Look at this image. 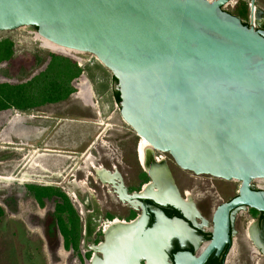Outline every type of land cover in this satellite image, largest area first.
Segmentation results:
<instances>
[{"label": "water", "instance_id": "water-1", "mask_svg": "<svg viewBox=\"0 0 264 264\" xmlns=\"http://www.w3.org/2000/svg\"><path fill=\"white\" fill-rule=\"evenodd\" d=\"M230 1L0 0V33L34 28L111 72L122 120L153 152L197 177L241 184L215 213L207 250L179 252L175 264L219 255L230 243L231 211L264 215V192L252 190L264 180V31L225 12ZM255 7L251 0V17ZM171 226L157 213L153 227L112 244L102 264H168Z\"/></svg>", "mask_w": 264, "mask_h": 264}, {"label": "rangeland", "instance_id": "rangeland-1", "mask_svg": "<svg viewBox=\"0 0 264 264\" xmlns=\"http://www.w3.org/2000/svg\"><path fill=\"white\" fill-rule=\"evenodd\" d=\"M250 4L251 0H237L229 13L250 24ZM255 6L260 13L256 26L263 27L264 0H255ZM5 40L14 43L15 54L11 60L0 63V84L18 85L29 81L46 69L47 63L42 62L51 54L87 64L98 63L90 55L68 52L51 45L42 40L34 28L1 32L0 42ZM74 86L75 93L61 103L43 105L27 113L16 109L0 112V264H87L82 258L84 254L74 255L64 248L56 212L63 200L57 196H43L40 202L30 187L61 192L67 196L71 206L75 205L72 195L76 194L81 206L76 205L75 208L84 228L88 222L87 213L94 208L108 214L124 212L118 206L116 196L108 194L106 189H99L95 182L89 180L91 189L96 192L94 199L87 189L81 190L77 186L86 182L93 167L111 169L125 156L126 165H130V157L143 171L137 156L143 141L122 120L113 92L100 100L85 74ZM86 87L91 97L85 91ZM155 155L166 158L165 154ZM172 170L177 175L192 178L196 185H214L222 192L228 193L227 189L234 191L240 187V183L235 181L197 177L180 170L173 161ZM76 179L77 184L73 182ZM86 199L89 200V208L83 205ZM83 233L84 229L82 239ZM93 235L94 232L91 239ZM239 238L241 243L236 239L235 247L238 248L239 243L244 250L250 251L245 235ZM91 243L90 239H83L82 245H85L82 247L80 244V250L85 252ZM228 261L229 264L237 263L235 258ZM257 261L259 259L254 262Z\"/></svg>", "mask_w": 264, "mask_h": 264}, {"label": "flooded vegetation", "instance_id": "flooded-vegetation-1", "mask_svg": "<svg viewBox=\"0 0 264 264\" xmlns=\"http://www.w3.org/2000/svg\"><path fill=\"white\" fill-rule=\"evenodd\" d=\"M258 30L264 31V26L259 27ZM155 154L157 152H153L149 165L151 174L139 169L130 157H128L130 165H126L127 158L122 156L121 160L112 165L111 169L98 167V169L101 167L106 174L114 176L115 185L104 183L103 181L106 179L98 176L97 167L86 178V191L88 194L90 192L91 198L94 199L96 192L91 189L89 180L95 182L99 189H106L108 194L116 196L118 206L124 210L123 213L115 211L110 212L111 214L102 213L101 210L95 208L88 211V222H85L83 228V239H90L92 246H87L85 252L80 250L85 245H82V239L80 243L82 247H79V253L84 254L81 257L87 264H102L106 251L118 239L129 236L142 226L153 227L157 221V213L171 222V227L174 230L170 235V242L166 250L168 264H175L174 256L179 252H188L199 257L211 244L214 235L215 213L219 207L238 197L240 187L234 191L227 189L228 193H226L214 185H196L192 178L173 172L172 160L169 156L166 155L163 162H155ZM125 169L128 171L126 172ZM141 172H144L149 179L147 183H145L147 178L141 177ZM73 182L77 184V179ZM258 182L264 184V180H256L252 183V190L264 192V185L255 186V183ZM151 184H154L155 188H151L149 193L142 197L143 189ZM117 187L121 188L120 194ZM165 189L170 190V194L167 196L169 200L163 202L158 199V196ZM167 191L164 192L165 195ZM74 201L75 205H72V208L77 213L75 206H81V201L76 194H74ZM83 205L89 208V200L86 199ZM229 221L230 243L223 248L219 255H217V251L213 252L204 264H229L228 259L230 258L237 259V263L234 264H264V215L250 207H240L230 212ZM113 223H118L120 226L111 230L107 236L104 226ZM251 226L253 235L261 238V241L258 239L255 242L248 238ZM126 227L128 228L124 229ZM93 232L94 235L91 239ZM242 235H245L250 245L247 248H251L250 251L244 250L239 243L238 248L235 247L236 239L241 243V238L238 239V236ZM71 252L78 255L73 250ZM255 259H259V261L254 262Z\"/></svg>", "mask_w": 264, "mask_h": 264}, {"label": "trees", "instance_id": "trees-1", "mask_svg": "<svg viewBox=\"0 0 264 264\" xmlns=\"http://www.w3.org/2000/svg\"><path fill=\"white\" fill-rule=\"evenodd\" d=\"M244 24L248 25V23ZM14 54V43L11 40L0 42V63L11 60ZM44 62L47 63L46 69L27 82L18 85L0 84V112L16 109L27 113L43 105L61 103L75 93L74 84L84 73V70L79 68L78 61L66 56L51 54L42 63ZM114 81L117 84L115 78ZM114 99L116 104H121L119 92L114 93ZM141 177L147 178L144 172H141ZM148 181L147 178L146 182ZM30 189L35 192L40 202L43 196H57L63 200V204L58 205L56 212L60 233L64 239V248L68 251L73 250L79 256L83 225L67 196L50 188L33 186ZM1 216L2 213H0V218Z\"/></svg>", "mask_w": 264, "mask_h": 264}, {"label": "bare ground", "instance_id": "bare-ground-1", "mask_svg": "<svg viewBox=\"0 0 264 264\" xmlns=\"http://www.w3.org/2000/svg\"><path fill=\"white\" fill-rule=\"evenodd\" d=\"M254 15H252V17H251V21L253 22V23H256V18L258 17V14H260V13H258V9L255 7V9H254V13H253ZM42 39V38H41ZM43 40V39H42ZM45 41V40H44ZM52 45V44H51ZM54 46V45H53ZM57 48H59V47H57ZM60 49H62V48H60ZM63 50H65V49H63ZM65 51H68V50H65ZM68 52H71V51H68ZM143 141V140H142ZM138 160H140V163H141V166H142V168L147 172V173H149V174H151V169H150V161H151V158H152V149H151V147H150V145L147 143V142H145V141H143V146L139 149V151H138ZM139 162V161H138ZM156 162V161H155ZM98 169V168H97ZM93 170H96L94 167H93ZM97 172H98V176L100 177V178H102V175L104 174V176H109L108 174H106L104 171H102V169H98V170H96ZM101 174V175H100ZM154 176V175H153ZM93 177V176H92ZM107 177H104V179H106V180H110L109 179V177L107 178ZM95 180H97V179H95ZM104 183H107V182H105V180L103 181ZM105 185H107V184H105ZM81 190H86V184L85 183H81V184H79V185H77ZM151 188H155L154 187V184H151V185H149V186H146L144 189H143V192H142V194H141V196L143 197L144 195H146V194H148L149 193V191L151 190ZM159 189V188H158ZM155 190V189H154ZM161 190V189H160ZM165 191H167L166 189L165 190H163V191H161L159 194V196H158V199L159 200H161V201H163V202H165L166 200H169V198L167 197L169 194H170V190H168L167 191V193H166V195H165ZM88 192V191H87ZM164 195H165V197H164ZM72 197L74 198V195H72ZM171 199H172V197H171ZM116 222H118V221H116ZM117 226H120L118 223H113V224H111V225H109V226H104V232H105V234H107V235H109L110 234V232H111V230H114V228H116ZM252 226L250 227V229H249V238L252 240H254L255 242H257V240L258 239H260V241H261V238H259V237H257V236H255V235H253V233H252ZM254 236V237H253Z\"/></svg>", "mask_w": 264, "mask_h": 264}, {"label": "crops", "instance_id": "crops-1", "mask_svg": "<svg viewBox=\"0 0 264 264\" xmlns=\"http://www.w3.org/2000/svg\"><path fill=\"white\" fill-rule=\"evenodd\" d=\"M84 74L87 76V80L91 83V86H94L100 100H104L109 92H113L112 94L114 96L117 86L114 81V76L99 62L86 64ZM85 91L91 97L88 87H86Z\"/></svg>", "mask_w": 264, "mask_h": 264}, {"label": "built area", "instance_id": "built-area-1", "mask_svg": "<svg viewBox=\"0 0 264 264\" xmlns=\"http://www.w3.org/2000/svg\"><path fill=\"white\" fill-rule=\"evenodd\" d=\"M209 3H214V2H217L218 0H205ZM237 4V0H231L228 4H226L224 7H223V10L225 12H228L229 13V9L230 8H233L235 5ZM254 27L258 29V27L256 26V23H253ZM87 63L86 62H83V61H78V66L79 68L83 69L85 68V65ZM84 74V73H83ZM162 154V153H161ZM154 160L156 162H163L165 160V157L163 155H155L154 157Z\"/></svg>", "mask_w": 264, "mask_h": 264}]
</instances>
